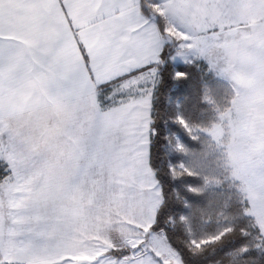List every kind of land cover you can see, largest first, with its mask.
<instances>
[{
    "label": "snow or ice",
    "instance_id": "6c2138e0",
    "mask_svg": "<svg viewBox=\"0 0 264 264\" xmlns=\"http://www.w3.org/2000/svg\"><path fill=\"white\" fill-rule=\"evenodd\" d=\"M17 2L21 19L0 11V41L16 48L0 49V98L37 83L43 103L27 119L0 107V264H264V222L240 210L194 237L182 181L152 159L171 127L161 84L176 96L196 67L178 0ZM68 140L71 167L84 161L75 187Z\"/></svg>",
    "mask_w": 264,
    "mask_h": 264
},
{
    "label": "rangeland",
    "instance_id": "374dc122",
    "mask_svg": "<svg viewBox=\"0 0 264 264\" xmlns=\"http://www.w3.org/2000/svg\"><path fill=\"white\" fill-rule=\"evenodd\" d=\"M182 1L187 7L193 2ZM199 3L212 7L219 20L215 21L213 53L205 54V38L190 36L188 16L183 15V24L176 22L177 29L187 34L193 45L184 49L185 55L189 62H204L207 76L226 81L232 97L224 109L215 108L210 125L193 126L182 117L177 106L179 100L174 99L170 114L182 128L175 134L177 147L181 145L183 131L194 138L209 137L221 151L225 177L239 183L245 212L257 222H264V4L262 0H201ZM28 114H24L26 119ZM57 118H48L47 124L55 126ZM3 139H8L7 134ZM70 142L67 141L69 145ZM74 150L68 147L64 150L70 166L68 183L73 187L84 179L83 160L78 168L71 167ZM178 165L184 170L189 168L184 161Z\"/></svg>",
    "mask_w": 264,
    "mask_h": 264
},
{
    "label": "trees",
    "instance_id": "16d2710c",
    "mask_svg": "<svg viewBox=\"0 0 264 264\" xmlns=\"http://www.w3.org/2000/svg\"><path fill=\"white\" fill-rule=\"evenodd\" d=\"M185 67L191 73V80L176 96L171 95L176 90L174 87L167 88L161 84L157 110L163 112L167 109L170 113V104L173 105V100L178 99V111L189 124L210 125L215 118V108L228 106L232 89L226 81L207 76L204 62L196 61V67ZM205 79L210 87L200 83ZM180 129L181 124L173 121L171 115L170 130L162 137L168 142L167 150H164L163 144L155 146L152 159L163 172L172 167L173 175L182 181V188L185 189L182 199L186 198L188 203L186 223L190 226V233L199 238L232 223L234 215L240 210L245 212L246 203L239 183L225 177L220 149L209 137L198 135L194 138L185 131L182 132L181 145L177 147L175 134ZM180 161H184L189 168L181 169L178 165ZM168 187L165 185L166 189ZM169 200L173 204L181 202L174 200L171 193Z\"/></svg>",
    "mask_w": 264,
    "mask_h": 264
},
{
    "label": "crops",
    "instance_id": "0c3cea01",
    "mask_svg": "<svg viewBox=\"0 0 264 264\" xmlns=\"http://www.w3.org/2000/svg\"><path fill=\"white\" fill-rule=\"evenodd\" d=\"M201 1V0H199ZM198 0H193L189 7L182 1L178 0V2L183 6L184 15L188 16L189 20V33L191 37L195 38H205L206 40V51L205 54L213 53V43L212 39L214 37L215 31V21L218 22V17L214 15L212 7L203 6L199 3ZM4 3L7 4V7L0 8V11L3 12L5 17H10L13 21L19 20L24 15V9L22 6L19 5L17 0H4ZM264 4V0H262ZM210 9H209V8ZM175 22V27L177 28L176 22L180 25L183 24L181 20L173 19ZM209 41V45H207ZM14 42H6L0 41V49L3 50L4 56H8L16 52L15 47H11L10 45ZM198 43L196 44V46ZM71 55L70 53L68 54ZM207 57V56H206ZM206 63H208V57L205 59ZM38 88L37 83H31L27 88H14L9 90L3 98H0V107H6L14 112H21L24 114L35 112L36 109L42 106V101L40 96L36 94L35 89ZM58 106H53V109L49 112V117L58 116ZM54 120V119H53ZM54 122V121H53ZM70 145L72 143V147L66 143L63 146V150L68 148L76 147L74 140H70Z\"/></svg>",
    "mask_w": 264,
    "mask_h": 264
}]
</instances>
